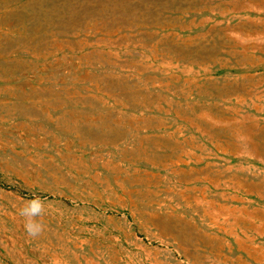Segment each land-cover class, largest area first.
I'll use <instances>...</instances> for the list:
<instances>
[{
  "label": "rangeland",
  "instance_id": "rangeland-1",
  "mask_svg": "<svg viewBox=\"0 0 264 264\" xmlns=\"http://www.w3.org/2000/svg\"><path fill=\"white\" fill-rule=\"evenodd\" d=\"M0 264H264V0H0Z\"/></svg>",
  "mask_w": 264,
  "mask_h": 264
},
{
  "label": "clouds",
  "instance_id": "clouds-1",
  "mask_svg": "<svg viewBox=\"0 0 264 264\" xmlns=\"http://www.w3.org/2000/svg\"><path fill=\"white\" fill-rule=\"evenodd\" d=\"M44 202L39 197H34L24 203L19 209V215L24 218V228L29 236L36 237L44 230V225L36 218L43 214Z\"/></svg>",
  "mask_w": 264,
  "mask_h": 264
}]
</instances>
